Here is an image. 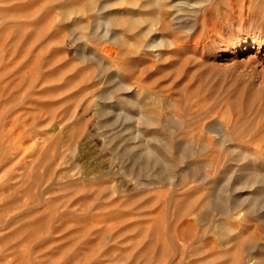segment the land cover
Returning a JSON list of instances; mask_svg holds the SVG:
<instances>
[{"label": "rangeland", "instance_id": "obj_1", "mask_svg": "<svg viewBox=\"0 0 264 264\" xmlns=\"http://www.w3.org/2000/svg\"><path fill=\"white\" fill-rule=\"evenodd\" d=\"M0 264H264V0H0Z\"/></svg>", "mask_w": 264, "mask_h": 264}, {"label": "bare ground", "instance_id": "obj_2", "mask_svg": "<svg viewBox=\"0 0 264 264\" xmlns=\"http://www.w3.org/2000/svg\"><path fill=\"white\" fill-rule=\"evenodd\" d=\"M246 41V40H245ZM247 43V42H246Z\"/></svg>", "mask_w": 264, "mask_h": 264}]
</instances>
